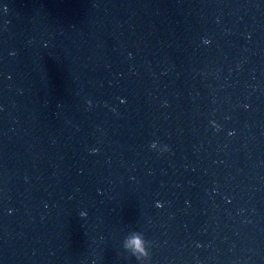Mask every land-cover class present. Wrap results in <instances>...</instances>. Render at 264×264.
I'll list each match as a JSON object with an SVG mask.
<instances>
[{
    "label": "water",
    "instance_id": "1",
    "mask_svg": "<svg viewBox=\"0 0 264 264\" xmlns=\"http://www.w3.org/2000/svg\"><path fill=\"white\" fill-rule=\"evenodd\" d=\"M134 230L264 264V0H0V264H140Z\"/></svg>",
    "mask_w": 264,
    "mask_h": 264
},
{
    "label": "clouds",
    "instance_id": "2",
    "mask_svg": "<svg viewBox=\"0 0 264 264\" xmlns=\"http://www.w3.org/2000/svg\"><path fill=\"white\" fill-rule=\"evenodd\" d=\"M207 43V41H205ZM151 149L159 150L162 152L170 151V146L165 144L160 147L159 141H152L150 144ZM123 248L131 255L134 256L140 264H149L151 260L152 242L146 239L143 232L131 231L123 241Z\"/></svg>",
    "mask_w": 264,
    "mask_h": 264
}]
</instances>
